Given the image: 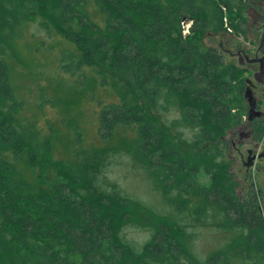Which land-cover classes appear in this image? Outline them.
Returning a JSON list of instances; mask_svg holds the SVG:
<instances>
[{
  "label": "trees",
  "instance_id": "obj_1",
  "mask_svg": "<svg viewBox=\"0 0 264 264\" xmlns=\"http://www.w3.org/2000/svg\"><path fill=\"white\" fill-rule=\"evenodd\" d=\"M95 1L104 29L89 17L88 0H0V264H230L232 250L264 264L260 200L254 192L240 198L227 160L226 137L246 116V70L205 43L207 33L228 28L246 36L258 0ZM38 19L76 44L71 69L90 68L116 95L98 113L105 145L78 148L65 161L54 158L55 134L23 123L6 62L14 35ZM65 122L75 133L71 144H79L75 122ZM125 128L136 137L113 145ZM120 150L166 196L177 191L171 201L197 220L214 215L220 228L238 231V243L203 261L174 216L103 188L107 159ZM133 225L152 232L143 246L124 236Z\"/></svg>",
  "mask_w": 264,
  "mask_h": 264
},
{
  "label": "rangeland",
  "instance_id": "obj_2",
  "mask_svg": "<svg viewBox=\"0 0 264 264\" xmlns=\"http://www.w3.org/2000/svg\"><path fill=\"white\" fill-rule=\"evenodd\" d=\"M87 13L93 22L105 28L107 17L100 12L95 0H88ZM247 17L251 24L253 20L249 12ZM41 20L24 25L14 35L13 49L8 52L6 62L9 65L11 85L23 104L21 112L23 123L33 124L43 136L52 137L55 134L57 144L53 153L54 158L65 161L71 158L78 148L88 150L105 145L104 139L99 134L98 113L104 104L116 101V95L109 87H104L96 81L97 76L90 68L84 67L79 71L71 69L73 54L75 56L79 54L76 44L65 39L54 28L46 29ZM190 26L186 25V32ZM221 34L213 36L207 33L206 45L223 50L220 48ZM248 34L251 36L250 33ZM240 38L239 42L244 44V40ZM225 58L227 62L238 64L236 58L231 56ZM63 64H67L68 70H64ZM243 68L246 70L245 79H253L251 76L253 67L247 65ZM84 75L90 78L88 82L83 81ZM176 117L177 114L173 113L168 118L172 120ZM65 120H72L78 127L79 144H71L70 141L75 133L73 126L66 124ZM182 131L186 137L192 136L190 130L183 128ZM135 137V128L120 129L116 133L113 145L118 144L122 139L132 140ZM227 160L230 168L233 169L232 160L228 158ZM239 180H241L239 191L245 195L247 190L243 188L244 177H240ZM263 180V177L258 179L262 191L261 197H264ZM206 181L207 176L202 175L200 182L206 183ZM254 181L250 179L248 187L253 185ZM99 183L110 191L119 190L124 196L159 215L174 216L180 225L194 235L196 253L203 261L207 260L210 254L228 247L231 249L238 243L239 232L220 228L216 223L218 217L208 215L199 221L191 211L186 212L177 200L171 201L176 198L177 191L171 190L166 196L164 190L159 189L148 169L128 151L120 150L118 153L110 154ZM262 206L264 209V202ZM124 236L129 242L140 247L150 240L152 232L146 227L133 225L125 229ZM232 251L230 264H253V261H256L254 258L251 261L244 260L235 254V250Z\"/></svg>",
  "mask_w": 264,
  "mask_h": 264
},
{
  "label": "flooded vegetation",
  "instance_id": "obj_3",
  "mask_svg": "<svg viewBox=\"0 0 264 264\" xmlns=\"http://www.w3.org/2000/svg\"><path fill=\"white\" fill-rule=\"evenodd\" d=\"M249 14L253 22L251 24L250 22L248 23L247 39L246 36H238L229 31L221 34L220 48L223 49L221 54L225 57L236 58L238 65L242 68L247 65L253 67L251 71L253 79H246L245 92L249 88L255 105V110L251 111V106L245 99L248 109L246 110L244 123L229 131L226 137L227 145L229 146L227 158L231 159L234 165L233 169L230 168V173L233 174V179L238 183V195L243 198L249 192L256 193L258 200H260V210L263 214L262 204L264 197H261L262 191L258 179L261 177L264 179V156H261V154H264V74L259 75V80L257 81L254 75L257 74L261 66L264 67V60L263 62L257 61L250 64L245 57L248 56L250 59L264 58V44L261 45V38L264 35V0L256 1L255 7L249 10ZM240 37L244 40V44L239 42ZM242 176L245 183L243 188L247 190L245 195L239 191L241 184L239 178ZM250 179L255 181L253 185L248 187Z\"/></svg>",
  "mask_w": 264,
  "mask_h": 264
},
{
  "label": "water",
  "instance_id": "obj_4",
  "mask_svg": "<svg viewBox=\"0 0 264 264\" xmlns=\"http://www.w3.org/2000/svg\"><path fill=\"white\" fill-rule=\"evenodd\" d=\"M264 44V35L262 36L261 38V45ZM264 47V46H263ZM261 48V47H260ZM247 59V62H249L250 64L252 63H256L257 61H260V62H263L264 58H256V59H250L248 56L245 57ZM264 74V67L261 66L260 70L257 72V74H255V80H259V75H263ZM244 97L245 99L248 101V103L250 104L251 106V111H254L255 110V105L253 103V99L251 97V91L249 90V88L246 89V92L244 94ZM261 156H264V154H261Z\"/></svg>",
  "mask_w": 264,
  "mask_h": 264
},
{
  "label": "built area",
  "instance_id": "obj_5",
  "mask_svg": "<svg viewBox=\"0 0 264 264\" xmlns=\"http://www.w3.org/2000/svg\"><path fill=\"white\" fill-rule=\"evenodd\" d=\"M228 31H229V32H232L231 29H229V28H228Z\"/></svg>",
  "mask_w": 264,
  "mask_h": 264
}]
</instances>
